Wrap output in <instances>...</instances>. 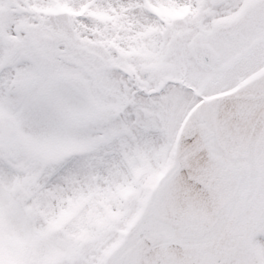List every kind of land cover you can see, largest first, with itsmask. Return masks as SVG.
<instances>
[{"label":"snow or ice","instance_id":"6c2138e0","mask_svg":"<svg viewBox=\"0 0 264 264\" xmlns=\"http://www.w3.org/2000/svg\"><path fill=\"white\" fill-rule=\"evenodd\" d=\"M0 264H264V0H0Z\"/></svg>","mask_w":264,"mask_h":264}]
</instances>
